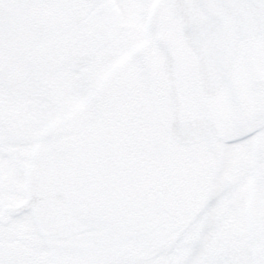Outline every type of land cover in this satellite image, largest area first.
<instances>
[{"label":"snow or ice","instance_id":"6c2138e0","mask_svg":"<svg viewBox=\"0 0 264 264\" xmlns=\"http://www.w3.org/2000/svg\"><path fill=\"white\" fill-rule=\"evenodd\" d=\"M0 264H264V0H0Z\"/></svg>","mask_w":264,"mask_h":264}]
</instances>
